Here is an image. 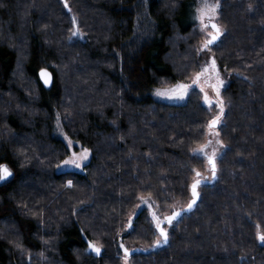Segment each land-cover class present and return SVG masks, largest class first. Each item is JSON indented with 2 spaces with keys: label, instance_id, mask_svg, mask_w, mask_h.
Wrapping results in <instances>:
<instances>
[{
  "label": "trees",
  "instance_id": "obj_1",
  "mask_svg": "<svg viewBox=\"0 0 264 264\" xmlns=\"http://www.w3.org/2000/svg\"><path fill=\"white\" fill-rule=\"evenodd\" d=\"M202 2L0 0V165L12 171L0 264H264V0H218L222 34L207 49ZM208 55L225 82L214 105L197 91L153 98ZM57 120L88 149L79 170L57 169L69 150ZM209 138L222 145L215 179L193 153ZM194 170L207 178L196 205L155 246L152 208L161 220L183 210Z\"/></svg>",
  "mask_w": 264,
  "mask_h": 264
},
{
  "label": "snow or ice",
  "instance_id": "obj_2",
  "mask_svg": "<svg viewBox=\"0 0 264 264\" xmlns=\"http://www.w3.org/2000/svg\"><path fill=\"white\" fill-rule=\"evenodd\" d=\"M65 7H68L67 4H65ZM220 4L217 0V3H209V0H203L202 2V6L200 8H198L197 11V19H199L201 26H202V30H205L207 28H211L213 30L212 33H210V39L206 40L203 47L205 49H207L210 45L214 44L219 36L222 34V29L216 24L213 23L212 21L214 20L216 14H217V10L219 9ZM205 20L208 21V23H205ZM73 22L75 23V17H73ZM79 29L77 28L74 32L73 35H79ZM212 68L215 69V60L213 59L212 61ZM204 71L206 70H202V72L197 73L196 75V79L194 80V83L199 81L200 77L204 74ZM41 76L44 79V82L47 84L49 82V76L50 74L47 73L45 70H41ZM220 84H222L223 82L220 81ZM213 88H215L217 90L216 94L217 96H219V90H218V85H212ZM187 89L186 85H178L177 86V90H176V96L175 98H179V99H183V96L185 94V91ZM157 95H167V93L165 92H161V91H157ZM172 98V97H170ZM205 102L208 104H211L212 101L209 100L207 94H205ZM217 105L220 106V113L223 114L224 108H223V102L220 100H217ZM220 123V116H216L212 121L209 122V128H214L216 125H218ZM216 135H218V133H215ZM71 141H69V146H71ZM210 143V141H209ZM206 145L201 146L199 149H194L193 153H201L204 154L207 159L208 162L210 164V170H211V176L212 179L216 178V173H217V167H216V152L214 151L212 153L211 156H207V153H205L204 149H205ZM88 158V149H83L82 153L79 154V156H77L76 153L72 154V157H70L69 159L65 160L62 162V165H58L59 166H68V167H80L81 166V162L86 160ZM195 172V176L193 178V182L190 186L191 188V196L192 199L190 200V202L187 204V208L183 209L182 211H190L197 203V199L200 195V193L198 192V188L199 186L206 182L207 178L204 177L202 175L201 172L194 170ZM12 173L11 171L8 169V167L6 165H0V182L6 181L9 177H11ZM68 185L71 186V181L68 182ZM182 215V212H176L174 211L171 215L166 216L163 218V220H161L159 217H156L155 214H153V217L156 221V228L159 231V239H157L155 241V246H160L162 244H167L168 240H169V235H168V231L165 227H163L162 225L166 222L168 225H172L173 221H175L178 217H180ZM258 239L261 242H264V234L258 235ZM90 247H93V250L96 251L97 253H99L100 249L96 248L93 245H90ZM126 254H127V249L125 250Z\"/></svg>",
  "mask_w": 264,
  "mask_h": 264
},
{
  "label": "rangeland",
  "instance_id": "obj_3",
  "mask_svg": "<svg viewBox=\"0 0 264 264\" xmlns=\"http://www.w3.org/2000/svg\"><path fill=\"white\" fill-rule=\"evenodd\" d=\"M205 23H208V21L205 20ZM197 24H198V26H197V28H198L199 27V24H201L200 21ZM205 31H207L206 33L208 35L210 33H212L211 29H210V31L207 30V29H205ZM72 36H76V35H72ZM175 43L176 42L174 41L173 42V45ZM175 49H176V46L174 45L173 46V50L174 51L172 52V62L174 64H177L178 63V59H177L178 54L175 51ZM212 61H213V57L211 55H208L207 58L203 60L200 68L195 72V74L188 81H176V82H172V83L165 82V83H163V84H161L159 86H156L154 89H152V92H151L153 98L155 100H158V101H161V102H164V103H168V104H172V103H182V102H184L187 99V97L189 96V94L192 91H197L199 93V96L201 97L202 103L205 104L208 108H210L212 105H214V99L217 98V97H219L216 94L217 90L215 88H213L212 85H218L219 95H220V92H221L222 88L225 85V82L223 80H221V78H220V76L218 74V70H217L216 63H215V69L212 68V66H211L212 65ZM202 70H206V71H204V74L200 77L199 81H197V82L194 83V80L196 79L197 73L202 72ZM220 81H222L223 83L220 84L219 83ZM178 85H186L187 86V89L185 91V94L183 96V99L175 98V96L177 94L176 93V90H177V86ZM158 90L161 91V92L167 93V95H157V91ZM205 94H207L209 100L212 101L211 104H208V103L205 102V99H204ZM170 97H172V98H170ZM65 101H66V99H65ZM59 125H60V123L57 120L56 121V126L54 128V131H55L56 135H58V136H60V137H62L64 139V141L66 142V144L69 147L68 154L59 163V165H62V162L65 161V160H67V159H69L70 157H72V154L73 153H76L77 156H79V154L82 153L83 149H81V148H73L72 146H69V141H71V140H69V139H67L65 137V134L61 131ZM212 132L214 133L215 131H213L212 128L211 129L209 128V134H211ZM210 139L211 138L206 139L201 145H199L195 149H199L201 146L206 145L204 151H205V153H207V156H211L212 153L215 151L216 152V157H217L219 155V153L221 152V150H222V145L219 143V141L217 139H214V140H210ZM209 141H210V143H209ZM195 154H197L198 156H201V157L207 159V157L204 154H201L199 152H197ZM88 156H89V153H88ZM87 159L84 160V161H82L81 162V165L83 163H85L87 161ZM80 168H81V166L80 167H68V166H59V167H57V169H59V170L60 169L61 170H64V169L79 170ZM209 170L210 169H209V164H208L205 167V173H207ZM152 212H153V214H155L154 208H152ZM153 214H152V216H153ZM155 216H156V214H155ZM153 222L156 225V221H155L154 217H153Z\"/></svg>",
  "mask_w": 264,
  "mask_h": 264
},
{
  "label": "water",
  "instance_id": "obj_4",
  "mask_svg": "<svg viewBox=\"0 0 264 264\" xmlns=\"http://www.w3.org/2000/svg\"><path fill=\"white\" fill-rule=\"evenodd\" d=\"M213 23H215V21H212ZM211 31L213 32V30L211 29ZM210 39V38H209ZM42 70H45L47 73H49L50 74V72L48 71V70H46V69H42ZM39 78H40V80H41V82L43 83V85L44 86H48L50 83H51V74H50V76H49V82L46 84L45 82H44V79H43V77L41 76V71L39 72ZM2 165H6V164H2ZM7 166V165H6ZM9 169V168H8ZM10 170V169H9ZM11 171V170H10ZM11 173H12V171H11ZM207 181V180H206ZM192 199V196H191V198H190V200ZM190 200H189V202H190ZM188 202V203H189ZM187 203V204H188ZM187 208V205L183 208V209H186ZM194 208V207H193ZM192 208V209H193ZM191 209V210H192ZM174 211H176V212H183L182 210H173V211H171L170 213H168L167 215H165L164 217H166V216H169V215H171ZM184 212H189V211H184Z\"/></svg>",
  "mask_w": 264,
  "mask_h": 264
}]
</instances>
